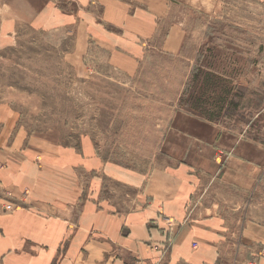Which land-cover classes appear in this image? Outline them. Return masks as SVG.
<instances>
[{
  "label": "rangeland",
  "instance_id": "obj_1",
  "mask_svg": "<svg viewBox=\"0 0 264 264\" xmlns=\"http://www.w3.org/2000/svg\"><path fill=\"white\" fill-rule=\"evenodd\" d=\"M57 3L0 0V130L95 159L96 183L82 185L123 212L142 198L125 173H185L199 214L222 219L217 264H255L264 252V0L176 6L140 60L119 69L94 45L74 58L72 28L45 18L53 6L72 10ZM169 30L179 31L170 52Z\"/></svg>",
  "mask_w": 264,
  "mask_h": 264
},
{
  "label": "crops",
  "instance_id": "obj_2",
  "mask_svg": "<svg viewBox=\"0 0 264 264\" xmlns=\"http://www.w3.org/2000/svg\"><path fill=\"white\" fill-rule=\"evenodd\" d=\"M54 1L72 4L70 11L49 8L45 18L72 28L74 58L80 62L94 45L110 52L119 69L125 59L140 60L174 7L204 12L219 0ZM169 31L168 52L179 33ZM10 130H0V264L218 263L222 219L199 214L185 173H125L142 198L123 212L83 186L96 183L95 159L86 163L79 152L47 140L17 142ZM255 264H264V252Z\"/></svg>",
  "mask_w": 264,
  "mask_h": 264
},
{
  "label": "built area",
  "instance_id": "obj_3",
  "mask_svg": "<svg viewBox=\"0 0 264 264\" xmlns=\"http://www.w3.org/2000/svg\"><path fill=\"white\" fill-rule=\"evenodd\" d=\"M6 210H11V206H7L6 207Z\"/></svg>",
  "mask_w": 264,
  "mask_h": 264
}]
</instances>
